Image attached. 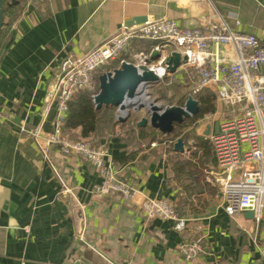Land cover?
<instances>
[{
  "label": "crops",
  "instance_id": "obj_1",
  "mask_svg": "<svg viewBox=\"0 0 264 264\" xmlns=\"http://www.w3.org/2000/svg\"><path fill=\"white\" fill-rule=\"evenodd\" d=\"M8 16L0 37V264H263L264 213L256 222L246 213L229 217L220 207L210 138L200 135L206 123L214 135L228 111L216 99L214 113L187 120L179 131L185 153L173 151L177 137L170 141L149 126L135 127L133 142L121 126L88 140L107 150L112 171L137 196L178 204V217L190 219L181 234L171 221L144 220L136 205L118 197L94 196L101 178L92 164L43 142L53 133L48 92L62 64L90 52L125 22L168 18L188 29L225 23L264 46V0H22ZM152 48L133 42L118 61L133 63L134 55L149 56ZM170 77L181 87L174 103L180 105L188 96L183 74ZM140 131H152L162 147L148 148ZM193 154L191 176L178 169L186 161L175 156ZM197 239L202 254L184 262L177 245Z\"/></svg>",
  "mask_w": 264,
  "mask_h": 264
},
{
  "label": "built area",
  "instance_id": "obj_2",
  "mask_svg": "<svg viewBox=\"0 0 264 264\" xmlns=\"http://www.w3.org/2000/svg\"><path fill=\"white\" fill-rule=\"evenodd\" d=\"M145 41L160 54L156 64L149 65L159 79L157 84L170 76L166 61L172 53H178L185 62L176 72L183 74L188 95L197 100L209 91L229 109L218 123L217 132L210 136L220 207L229 217L252 212L259 222L264 213V46L254 35L235 32L225 23L188 29L172 19L161 18L131 27L122 25L82 57L66 60L48 92V108L54 110L53 133L44 139L43 147L57 145L63 156L74 154L92 164L101 178L92 189L96 197H119L132 203L140 195L112 171L106 149L88 141H71L62 130L68 103L79 94L87 93L91 99L97 95L100 71L120 60L133 42ZM135 56L148 57L139 53L132 59ZM64 192L70 194L69 190ZM139 197L136 206L144 220L171 221L177 233L185 231L190 219L178 217L172 201ZM176 252L189 263L202 254L203 248L199 239L182 241ZM260 256L264 264V246Z\"/></svg>",
  "mask_w": 264,
  "mask_h": 264
},
{
  "label": "water",
  "instance_id": "obj_3",
  "mask_svg": "<svg viewBox=\"0 0 264 264\" xmlns=\"http://www.w3.org/2000/svg\"><path fill=\"white\" fill-rule=\"evenodd\" d=\"M22 0H0V37L3 28L6 26L5 15L8 11L16 10ZM147 21L145 17L133 18L125 22V27L139 25ZM160 54L152 51L147 58L135 56L132 62L123 61L118 67L110 71H105L98 76V93L92 98V103L96 111L104 108H114L116 110L115 121L122 123L131 118L132 115L143 113L135 127L137 129L149 126L165 138H170L175 125H183L187 120L194 119L199 112L197 100L191 96L180 105H160L155 99H152L148 93V88L159 82L158 77L149 67L150 61H157ZM185 58L181 59L180 54L172 53L166 61L168 74L176 73V70ZM146 98V99H144ZM144 99V100H142ZM210 123L201 125L200 133L204 139L210 138ZM218 125H215V133ZM186 142L179 137L173 143V151L176 153H185ZM119 198V197H118ZM140 197L137 196L132 203H126L127 206L139 204ZM249 219L253 218L252 212L246 213Z\"/></svg>",
  "mask_w": 264,
  "mask_h": 264
},
{
  "label": "trees",
  "instance_id": "obj_4",
  "mask_svg": "<svg viewBox=\"0 0 264 264\" xmlns=\"http://www.w3.org/2000/svg\"><path fill=\"white\" fill-rule=\"evenodd\" d=\"M119 64V61H118ZM115 66V64H113ZM167 79V78H166ZM165 79V80H166ZM164 80V81H165ZM158 85V84H157ZM161 99H165L164 96H160ZM160 100V99H159ZM182 100V99H181ZM197 102L199 105V112L197 116L191 120V122H195L196 120H200L204 115L212 114L215 111V96L206 91L199 97H197ZM115 109L114 108H104L96 111L94 109V105L92 103V99L87 93L77 95L72 101L68 103L67 107V116L63 127V136L71 141H88L91 136L95 133L103 134L107 129L111 130L114 126H121L124 131L135 136V123L131 121V118L122 122L117 123L114 119ZM183 125H175L174 131L169 140L173 141L174 138L179 136V131L183 128ZM151 129V128H150ZM79 130V135L74 132ZM153 130V129H151ZM139 141H144L145 145L149 148L152 143L163 144L164 140L158 138L155 134L151 132H139ZM128 138V137H127ZM178 138V137H177ZM129 142L130 140L128 138ZM184 140V138H183ZM185 141V140H184ZM175 157H178L176 155ZM178 169L184 172L187 175H191L192 173L189 171L190 163H178ZM180 171V172H181ZM183 175V174H181ZM192 176V175H191ZM178 204H175V212L177 216H180L176 211L178 208Z\"/></svg>",
  "mask_w": 264,
  "mask_h": 264
},
{
  "label": "rangeland",
  "instance_id": "obj_5",
  "mask_svg": "<svg viewBox=\"0 0 264 264\" xmlns=\"http://www.w3.org/2000/svg\"><path fill=\"white\" fill-rule=\"evenodd\" d=\"M9 12L8 11L6 13V18H8L9 16ZM185 87V85H184ZM181 87H178L177 84L175 83V81H172V78L169 76L164 82L160 83V84H154L151 87L148 88V93L151 96L152 99H155L160 105L163 106H167V105H174V103L180 98V89ZM179 94V95H178ZM160 96H164L165 99H161ZM160 99V100H159ZM229 110V109H228ZM115 117V116H114ZM190 120L186 123H189ZM186 125V124H184ZM108 130V129H107ZM106 130V131H107ZM125 135L132 140L133 139V135L127 133V131H124ZM133 142V140H132ZM162 147V144H157V146ZM164 147V146H163ZM195 153V152H194ZM197 154H193V155H180L178 157H176V159L181 158L184 161H188V160H194L196 158ZM175 159V160H176ZM185 170V169H184ZM217 188V185H215ZM218 193H219V188H217Z\"/></svg>",
  "mask_w": 264,
  "mask_h": 264
},
{
  "label": "bare ground",
  "instance_id": "obj_6",
  "mask_svg": "<svg viewBox=\"0 0 264 264\" xmlns=\"http://www.w3.org/2000/svg\"><path fill=\"white\" fill-rule=\"evenodd\" d=\"M144 99H146V98H144ZM144 99H142V100H144Z\"/></svg>",
  "mask_w": 264,
  "mask_h": 264
}]
</instances>
